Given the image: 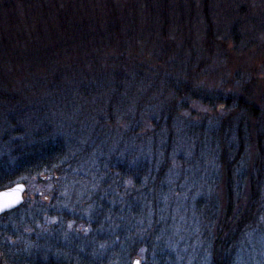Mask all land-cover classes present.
Segmentation results:
<instances>
[{
	"label": "trees",
	"instance_id": "1",
	"mask_svg": "<svg viewBox=\"0 0 264 264\" xmlns=\"http://www.w3.org/2000/svg\"><path fill=\"white\" fill-rule=\"evenodd\" d=\"M216 1L0 0V189L44 176L67 193L0 215V264H264L254 81L182 123L172 174L181 113L222 102L199 76L230 43L261 47Z\"/></svg>",
	"mask_w": 264,
	"mask_h": 264
},
{
	"label": "rangeland",
	"instance_id": "2",
	"mask_svg": "<svg viewBox=\"0 0 264 264\" xmlns=\"http://www.w3.org/2000/svg\"><path fill=\"white\" fill-rule=\"evenodd\" d=\"M223 4L227 11V16L224 18V20H227L226 26L233 21L230 20L231 18H236L239 28L252 35L251 38L246 37L248 39L246 42L249 43V45H251V43H255L261 47L256 53L255 47H251L249 50L237 53L232 49V43H230L226 47L228 56L224 57V62L222 63L220 58H214L206 73L199 76L198 82L209 90L217 91L222 97V102H219L216 108H213L208 105H204L199 101H195L190 104L188 110L181 113L178 120L179 124H177L175 131L177 134V144L179 149H183V153H179V157H175L172 160V165L174 167V171H172L173 176L178 175V166L181 165V162L179 161L181 156L180 154L186 158L190 156L187 151L188 136L185 135V127L182 124L183 122L189 123L191 120H195L199 123V121L202 120L209 121L213 116H224L226 114L224 98L228 95L237 94L240 87L249 81H254L255 83L256 91L253 92L254 95L261 92L264 95V30L262 27V24H264V0H217V11L221 9ZM228 5H230L229 8L227 7ZM256 13L260 14V16ZM218 15H223V12H219ZM201 73H204L203 68ZM262 99H264V96ZM29 110V103H27L24 107L25 121L27 122L31 116ZM80 116L81 114H79V117ZM248 120L250 121V116L248 117ZM205 125L207 126L208 124L205 123ZM144 127L145 126H143V129ZM124 128L126 129V126H124ZM57 184V180H52V177H48L46 179L35 178L34 180L27 182V191L25 196L26 203L29 206L31 204L40 205L37 202H43L47 194L51 196L53 194H58V201L61 197H66L67 193L64 191L60 194L55 193V191L53 192L54 188L59 190ZM71 193L77 195V192L75 193L74 190H72ZM83 195H85V193H83ZM83 195L81 191L80 196ZM80 196L78 193V200H80ZM55 221L56 219L53 218L47 220V222L52 223ZM84 223L85 222L83 221L80 223L78 222L75 228L79 230L84 229L86 227ZM72 224L73 223H71L70 226H72ZM139 256L141 262L140 264H143L145 257L141 253Z\"/></svg>",
	"mask_w": 264,
	"mask_h": 264
},
{
	"label": "water",
	"instance_id": "3",
	"mask_svg": "<svg viewBox=\"0 0 264 264\" xmlns=\"http://www.w3.org/2000/svg\"><path fill=\"white\" fill-rule=\"evenodd\" d=\"M25 191L26 185L22 182L0 189V215L18 208L24 201ZM140 263L139 256L133 257L130 262V264Z\"/></svg>",
	"mask_w": 264,
	"mask_h": 264
},
{
	"label": "snow or ice",
	"instance_id": "4",
	"mask_svg": "<svg viewBox=\"0 0 264 264\" xmlns=\"http://www.w3.org/2000/svg\"><path fill=\"white\" fill-rule=\"evenodd\" d=\"M5 207H8V205H5Z\"/></svg>",
	"mask_w": 264,
	"mask_h": 264
},
{
	"label": "flooded vegetation",
	"instance_id": "5",
	"mask_svg": "<svg viewBox=\"0 0 264 264\" xmlns=\"http://www.w3.org/2000/svg\"><path fill=\"white\" fill-rule=\"evenodd\" d=\"M47 199V197H45V200Z\"/></svg>",
	"mask_w": 264,
	"mask_h": 264
}]
</instances>
